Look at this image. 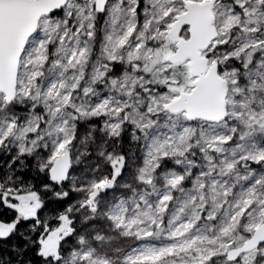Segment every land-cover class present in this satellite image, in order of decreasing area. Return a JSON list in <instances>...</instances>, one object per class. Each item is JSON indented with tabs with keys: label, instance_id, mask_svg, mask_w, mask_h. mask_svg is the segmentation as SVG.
Instances as JSON below:
<instances>
[{
	"label": "snow or ice",
	"instance_id": "1",
	"mask_svg": "<svg viewBox=\"0 0 264 264\" xmlns=\"http://www.w3.org/2000/svg\"><path fill=\"white\" fill-rule=\"evenodd\" d=\"M201 4L57 0L50 5L56 20L42 37L35 34L38 47L25 61L30 67L24 76L14 65L0 84V151L10 153L17 171L38 177V182L24 181L37 211L23 220L38 222L46 236L51 218L47 227L62 232L51 253L43 249V236L36 235L34 252L44 264H68L69 259L71 264H114L97 225L100 216L139 240L120 253V264H264V142L254 135L264 139V0ZM202 23L213 33L209 48L224 41L222 57L218 49L205 50V57L220 61L218 73L228 75L222 64L231 68L233 109L229 113L221 105L220 114L209 117L214 123L232 119L227 134H216L211 126L196 134L197 88L189 73L177 74L169 58L168 48L176 50L166 43L169 32L180 25V35L187 38ZM153 126L167 132L162 138L150 135L147 129ZM125 127L150 140L134 174L141 188L109 200L118 183L127 187L131 172L127 153L113 155ZM86 138L93 141L90 157L100 158L91 169L77 167ZM201 138L207 148L227 150L232 157L220 165L219 178L215 164L195 173L179 167V157L187 158L192 140L201 144ZM101 165L106 168L97 177ZM5 179L16 177L5 173L0 184ZM5 199L0 192V203ZM80 209L87 215L78 214Z\"/></svg>",
	"mask_w": 264,
	"mask_h": 264
},
{
	"label": "trees",
	"instance_id": "2",
	"mask_svg": "<svg viewBox=\"0 0 264 264\" xmlns=\"http://www.w3.org/2000/svg\"><path fill=\"white\" fill-rule=\"evenodd\" d=\"M241 19L243 20V17H241ZM222 45L217 46L215 49H218L216 51L217 56H223ZM208 52L210 53V51ZM211 62L220 63V61L216 59L211 60ZM222 67L230 68V66L227 64H222ZM177 70V74L180 75V66H177ZM201 123H203V121H198L196 124ZM137 134L139 133H137L136 129L125 127L121 138L116 140L113 155H117L120 151L127 153V163L131 169V172L125 181L127 187H124L118 183L117 187L108 193L109 200H113L114 197H119L121 194L128 196L131 194L132 189L139 191L141 188V185L135 179L134 174L136 173L137 166L142 164V161L146 156V145L142 137L139 140L132 139V136ZM94 135H98V133H94ZM260 142H264V140L258 141V143ZM92 143L93 141L91 139L86 138L85 144L79 146L80 160L77 164V167L91 169L95 166V164L100 162L99 157H90ZM108 143L111 146V141ZM14 150L15 149H13V151ZM186 154H188L190 157L193 165H190L189 167L188 162H183L181 157H179L181 160L179 167L189 168L191 169L192 173H195L202 165L201 156L198 155L199 153L197 150L194 151V153L188 152ZM176 158L177 157H173L172 159ZM18 159L19 158H17V161ZM21 167H23V165ZM105 168V165H101L99 172L96 173L97 177H99L100 172L105 171ZM5 173H7L10 177H16L15 180L5 179L4 183L0 184V192H4L6 197L5 200H7V202L11 201L13 197L16 196H28L32 194L30 187L23 186L24 181L32 179L38 182V177L31 175L29 171H17L16 164L10 160V153H4L0 151V178H3ZM225 179H228V177ZM10 184L21 185V187H9ZM101 203L103 204V201H101ZM5 204V202L0 203V224L7 225L10 229L9 232H12V235L7 239H0V264H29V262L30 264H44V261H42L40 257L34 252L36 235L40 234L44 238V233H41V225L38 222L30 225L28 221L23 220V217L19 216L17 211L9 206L6 207ZM78 214L87 215L83 209H80ZM47 215L48 214L46 213L45 216ZM14 217L16 219H14ZM41 219H45V217H41ZM17 220H19V223H17ZM51 223V218H48L45 224L46 233L58 229L56 226L48 228L47 225ZM83 223H89V221H83ZM97 225L101 229V234L106 236L103 244L106 250L114 258V264H120L119 257L121 252L127 251L130 248H135L139 244V240L136 239L134 235L121 234L120 230L115 228L103 216L97 217ZM25 237H29L30 239L26 240ZM26 244L27 248H25ZM68 264H71V262H68Z\"/></svg>",
	"mask_w": 264,
	"mask_h": 264
},
{
	"label": "water",
	"instance_id": "3",
	"mask_svg": "<svg viewBox=\"0 0 264 264\" xmlns=\"http://www.w3.org/2000/svg\"><path fill=\"white\" fill-rule=\"evenodd\" d=\"M56 2L57 0H0V84L8 78L14 65L20 68L27 42L37 31L40 20L52 15L50 5ZM193 31L190 27L189 32ZM169 35L178 38L177 50L169 57L173 64L178 66L190 61V75L195 79L193 84L197 88L195 113L198 121L213 122L209 117L220 114L221 105H226L227 98L224 79L216 71L215 65L210 66L208 59L203 56L213 40V33L206 23H202L189 39L180 38V25H176ZM43 245L45 251L51 253L55 243Z\"/></svg>",
	"mask_w": 264,
	"mask_h": 264
},
{
	"label": "rangeland",
	"instance_id": "4",
	"mask_svg": "<svg viewBox=\"0 0 264 264\" xmlns=\"http://www.w3.org/2000/svg\"><path fill=\"white\" fill-rule=\"evenodd\" d=\"M206 0H202V3H205ZM56 20V17L51 16H44L38 25L37 31L32 35V37L29 39V41L27 42V46L25 48V51L23 53V56L20 60V68H19V75L21 77L24 76L25 70L26 68L30 67V65H27L25 63V61L27 60V58L29 57V54L33 53V50L35 48L38 47V40L40 39V37L36 36L35 34L37 32L40 33V36L42 37L44 32L46 31V29L52 24V22ZM99 26L101 29H103L104 27V21L101 19L99 22ZM189 31V30H188ZM102 34V32H101ZM190 36H188L187 38L184 35H180V38L183 39H189ZM224 41H216L215 43L212 44V47L209 48L207 51H210V53L215 50L217 48V46L222 45ZM167 44L169 45H175V49L177 50V43H178V38H173L168 34V39L166 41ZM95 48L98 49L99 47V42H97V44L94 46ZM175 50V51H176ZM175 51H172V48L169 47L168 48V52L170 54L174 53ZM96 51L93 52V57L96 56ZM219 54V53H218ZM203 56L205 57V51L203 52ZM206 58V57H205ZM209 65H216L217 63H212L209 59ZM190 61L185 62L184 64L178 65V66H183V71H181V74L179 75L180 77H183L184 72H187L190 74ZM227 69L228 75H224L223 73H219V75L221 76V78L224 79L225 81V88L227 90V98H226V106L228 108L229 113L232 111L233 109V105L230 103L231 100L235 99V97L233 96L232 92L230 91V80L229 77L231 76V69L230 68H225ZM192 78V83H194L195 79L191 76ZM161 125H163V120L160 121ZM234 123V121L232 119H228L227 123H224L223 121H221L220 123H214V122H206L203 121V123L201 124H195V129H196V134H199V130L200 128H204V129H208L210 126L214 129L216 134H227L229 132V128L230 126ZM167 132V129L163 126L157 128V127H149L147 129V133L150 135H154L157 137H161L163 136V134ZM139 135L142 137V139L145 141V153L147 154V144L150 142L149 138L147 136H145L144 134H140ZM254 135H256V139L257 142L258 141H263L264 139H262L259 135V133H255ZM192 144H193V148L189 150V152L194 153V151H198V155L201 156L202 159V165L200 167V169H205V166L208 164H215L217 167L213 169V174H215L218 178H219V172H220V165L223 163L225 158L231 159V155L230 153L226 150L225 153H216L213 149L207 148L206 145H203V139L201 138V144H197L195 139L192 140ZM205 147V151L201 152L200 148L201 146ZM207 155H211L213 157V159L210 161L208 159H206ZM187 158H183L181 157V160L183 162H188V165L190 167V165H193L192 163L190 164L189 161H191L190 157L188 156V154H186ZM227 176H224L223 179H225ZM150 191V189H149ZM177 196H180L181 194L179 192L176 193ZM23 198H25L24 203H26L25 207H22L19 203H18V196L13 197V199L16 198V203L15 204H11V207L15 210H17V212H19V216H21L20 214H27L28 216H31L33 212L37 211V209L35 208V203L36 201L33 199V195L30 194L28 196H21ZM30 209H33L34 211L31 212ZM22 217V216H21ZM10 229L7 225L4 224H0V234L3 233H7L9 232ZM130 232H134L135 231V227H133L132 229H129ZM61 237H62V232L61 230L58 228L56 230L53 231H49L47 232L46 236L44 235V244H48L50 242H54L55 246L54 248H57L60 244L61 241ZM53 248V249H54ZM43 249H44V245H43ZM45 251V249H44ZM69 262H71V260H69Z\"/></svg>",
	"mask_w": 264,
	"mask_h": 264
},
{
	"label": "flooded vegetation",
	"instance_id": "5",
	"mask_svg": "<svg viewBox=\"0 0 264 264\" xmlns=\"http://www.w3.org/2000/svg\"><path fill=\"white\" fill-rule=\"evenodd\" d=\"M19 198H18V203L22 206V207H25V205H26V203H24V201H25V198H23V197H21V196H18ZM16 198L15 199H12L11 201H8L7 202V200H5V203L7 204V205H10L9 207H11V204L13 203V204H15L16 203ZM12 208V207H11ZM13 209V208H12ZM15 210V209H14ZM15 211H17V210H15ZM19 213V212H18ZM22 217H24V214L22 213V214H20Z\"/></svg>",
	"mask_w": 264,
	"mask_h": 264
}]
</instances>
